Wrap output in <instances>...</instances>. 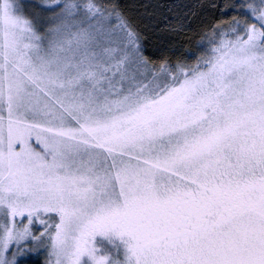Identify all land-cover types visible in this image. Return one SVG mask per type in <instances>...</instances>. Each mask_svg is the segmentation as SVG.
<instances>
[{
    "label": "snow or ice",
    "instance_id": "obj_1",
    "mask_svg": "<svg viewBox=\"0 0 264 264\" xmlns=\"http://www.w3.org/2000/svg\"><path fill=\"white\" fill-rule=\"evenodd\" d=\"M195 7L0 0V264H264V0Z\"/></svg>",
    "mask_w": 264,
    "mask_h": 264
},
{
    "label": "trees",
    "instance_id": "obj_2",
    "mask_svg": "<svg viewBox=\"0 0 264 264\" xmlns=\"http://www.w3.org/2000/svg\"><path fill=\"white\" fill-rule=\"evenodd\" d=\"M35 2H38V0H25V3ZM141 2L142 0H119L121 5L128 7L132 11H135V6ZM187 2L196 6L194 11H196L197 16L193 18L185 30L174 32L168 37L171 44L167 54L171 56L173 61L181 59L191 61L194 59L193 53L198 51L197 46L201 43L205 28L215 24L217 20L223 19L220 13L212 8L211 5L224 3L227 0H187ZM200 6L203 7L201 8ZM146 45V50L152 55L153 59H159L161 56L159 41L151 34H148ZM25 264H44V262L41 258L37 261L25 262Z\"/></svg>",
    "mask_w": 264,
    "mask_h": 264
},
{
    "label": "rangeland",
    "instance_id": "obj_3",
    "mask_svg": "<svg viewBox=\"0 0 264 264\" xmlns=\"http://www.w3.org/2000/svg\"><path fill=\"white\" fill-rule=\"evenodd\" d=\"M37 147H39V146L37 145ZM109 235L112 236L113 239L116 240V245H108L107 244V238L97 234V236L93 239L94 246L99 245L103 241L108 252L113 254L117 259H119L123 262L125 260V256H126V252H127L126 244L123 241L126 240L127 238L125 237V238L121 239L119 237H115V235L112 233H110ZM103 253H104V248H101L100 254H103ZM41 258L43 259V262H44L45 258H44L43 253L30 254L24 258V261L25 262L37 261ZM81 264H91V261L89 260V258L87 256H85V257H82Z\"/></svg>",
    "mask_w": 264,
    "mask_h": 264
}]
</instances>
